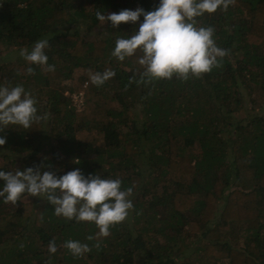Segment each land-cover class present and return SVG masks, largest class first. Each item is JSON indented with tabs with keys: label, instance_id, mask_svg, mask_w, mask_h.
<instances>
[{
	"label": "trees",
	"instance_id": "trees-1",
	"mask_svg": "<svg viewBox=\"0 0 264 264\" xmlns=\"http://www.w3.org/2000/svg\"><path fill=\"white\" fill-rule=\"evenodd\" d=\"M158 2L0 0V55L47 37L48 64L55 66L49 72L33 65L28 74L23 67L0 64V83L22 84L35 96L38 114L49 110L55 120L47 136L42 134L46 122L34 123L30 130L0 132L6 138L0 145V169L23 171L44 164L50 165L44 170L58 175L79 168L85 176L119 178L123 188L133 187L130 198L138 208L134 226L139 227L133 235L121 222L97 248L95 239H86L98 231L94 224L62 219L46 200L0 201V264H176L178 258L179 264H264V118L252 115L246 119L250 123L234 124L235 139L204 129L212 119L231 125L232 113L244 102L241 88L250 93L252 108L264 105V0H232L226 11L218 8L195 18L197 27L214 29L215 43L227 54L210 72L187 80L174 76L137 83L142 54L123 61L111 55L115 40L134 34L143 17L135 25L116 28L106 22L108 35L93 40L59 31L78 20L91 28L99 25L97 11H151ZM77 68L82 73L67 88L64 83ZM105 70L115 75L100 86L92 84L90 74ZM66 90L83 91L92 107L74 113ZM208 100L219 102L216 110H209ZM214 112L219 116L211 118ZM139 114L143 120L137 119ZM80 132L102 141L98 146L79 142ZM43 138L56 143L52 153L57 161L39 157ZM6 154L20 156L23 164L14 166L16 160L8 162ZM137 197L149 200L138 204ZM161 237L165 244H179L176 251L160 243ZM68 239L88 243L92 250L74 258L63 247ZM51 240L57 252L49 261Z\"/></svg>",
	"mask_w": 264,
	"mask_h": 264
},
{
	"label": "clouds",
	"instance_id": "clouds-1",
	"mask_svg": "<svg viewBox=\"0 0 264 264\" xmlns=\"http://www.w3.org/2000/svg\"><path fill=\"white\" fill-rule=\"evenodd\" d=\"M232 0H159L154 10L145 11L142 7L134 10L122 9L119 12L103 15L95 13L102 25L109 23L112 28L121 23L135 25L142 21L134 34L118 37L111 55L119 61L134 56L137 52L138 63L143 66L137 83H151L160 79L180 80L200 77L219 65L220 58L227 52L217 46L214 29L211 26H196L195 18L205 13L212 14L218 8L226 11ZM49 38L36 40L30 48L22 47L18 55L29 66L26 71L32 74L33 65L46 71H54L55 66L48 64L46 50ZM115 72L105 70L90 74L92 84L102 85L113 77ZM48 114H38L37 100L22 84L7 85L0 83V132L7 128L30 130L34 123H44ZM6 138L0 135V145ZM74 163H79L75 160ZM50 165L26 167L23 171H4L0 169V201L16 205L29 196L46 200L52 205L55 215L66 220L88 222L98 231L87 240H96L110 235V229L125 221L133 203L130 197L133 187H122L119 178H105L98 174L85 176L79 168L58 175L55 170H44ZM63 247L74 257L85 256L92 249L88 243L68 239ZM49 261L57 252L54 240L48 243Z\"/></svg>",
	"mask_w": 264,
	"mask_h": 264
},
{
	"label": "rangeland",
	"instance_id": "rangeland-1",
	"mask_svg": "<svg viewBox=\"0 0 264 264\" xmlns=\"http://www.w3.org/2000/svg\"><path fill=\"white\" fill-rule=\"evenodd\" d=\"M108 27H109V25L107 23H104L102 25L99 24V25L91 28L86 23H84L82 21L79 22V20H78V23H73L71 25L66 24L65 26L61 27L59 31L68 29L70 33L75 32L87 40H93L97 37H103V38L106 37V35H108ZM58 34H61V33H58ZM27 48H30V47H27ZM19 49L20 48H13L10 50L11 52L9 50H3L1 55H0V64L1 63H7L13 67H15V66H17V67L19 66L20 68L23 67V68H25L24 69L25 71H23V72H26V69L29 65L21 57H19V55H18ZM81 73L82 72H81L80 68L73 69L72 75H71L73 78L70 80H66L64 85H66L67 88H70L71 86L75 85L76 78H78L81 75ZM30 84H31V82H30ZM35 84L39 85V83H35ZM39 89H40V87H38V90ZM239 92L241 93V97H242V99H244V102L242 104L240 103L242 105L241 109H239L237 112L232 113V115H231L232 120L228 121L229 124H231L233 126L234 124L236 125L237 123H244L246 125V124L251 122L250 120H246V119L251 117L252 115H254V116L257 115L260 117L262 116L264 118V105H262L261 107H259L255 110L250 105V103H251V96L249 95L250 93H248V91H246L245 88L239 89ZM64 96L69 98L68 99V101H69V105H68L69 108L68 109H71L74 113H79L88 107H90V108L92 107V104H86V101L84 100V92L83 91H79L76 93L69 94L68 90H66L64 92ZM40 100H41V102H43V104L46 103L47 98H46L45 93H43L42 99H40ZM205 104L209 108V110L212 108L214 110H216L215 107H217L219 102L216 100H213V101L208 100L207 103H205ZM206 110H208V109H206ZM46 113L48 114V119L46 121V125L44 126L43 132H42V134H45V136H47V133L50 129L49 128L51 125L50 122L55 121L54 118L52 117V112H49V110H46ZM216 116L217 117L219 116L217 112H214L210 115L211 118L216 117ZM137 119L143 120V115L139 114ZM225 123H226V120H225ZM223 124L224 123L222 120L221 121H218V120L213 121V119H212L207 123V127H204V129H207L212 135L215 134L218 138H222L224 140H228L230 137L232 139H235L234 138L235 137L234 126L233 127L231 125L225 126ZM252 128H253V126L250 127V129H252ZM76 140L79 142L90 143V144H94L97 146L102 141L101 138H99L98 136H95V135H92L89 133H83V132L76 134ZM38 144H40L39 145V148H40L39 157L41 159H45L48 161H57V159H58L57 156H55L52 153V149L56 145L55 142H53L49 139L43 138V139H41L40 142H38ZM195 149H196V147H194V150ZM6 155L8 158V162L10 160H13V159L16 160L17 164H14V166L18 167V166L23 164L20 156L17 157L14 155L13 157H10L9 154H6ZM135 199H139L138 204L143 203L146 200H149L148 198L141 200L140 197H137ZM23 200L27 201L28 199L24 198ZM42 200H44V199L39 198L38 201H42ZM136 209H138V208H136L135 204H133V208L130 210L128 218L122 222L124 224V226H126L128 228V230L133 235H135V233L137 232L136 228L138 227V226H134V223L136 222L135 221L136 219L134 218V213H135ZM219 215H220L219 212H217L215 221L218 220ZM139 216H141L140 217L141 218L140 224L143 225L142 211H141ZM160 243L165 244V239L161 237ZM239 243H240V245H243L241 242H239ZM165 245L172 247L176 251V248L179 244L168 242ZM38 246H40V245L38 244ZM191 247L192 246L190 245V248ZM179 263H180V258L176 259V264H179ZM81 264H97V263L95 262V260H90V261L88 260L84 263L82 262Z\"/></svg>",
	"mask_w": 264,
	"mask_h": 264
}]
</instances>
